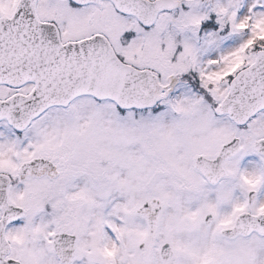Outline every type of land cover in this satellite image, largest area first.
<instances>
[{
    "label": "snow or ice",
    "instance_id": "snow-or-ice-1",
    "mask_svg": "<svg viewBox=\"0 0 264 264\" xmlns=\"http://www.w3.org/2000/svg\"><path fill=\"white\" fill-rule=\"evenodd\" d=\"M0 264H264V0H0Z\"/></svg>",
    "mask_w": 264,
    "mask_h": 264
}]
</instances>
